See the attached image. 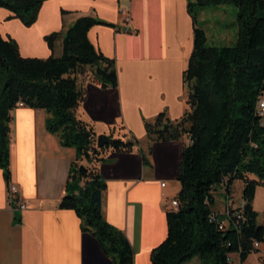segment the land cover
Returning a JSON list of instances; mask_svg holds the SVG:
<instances>
[{"label": "trees", "instance_id": "trees-1", "mask_svg": "<svg viewBox=\"0 0 264 264\" xmlns=\"http://www.w3.org/2000/svg\"><path fill=\"white\" fill-rule=\"evenodd\" d=\"M46 1L0 0V8L31 27ZM212 6L236 8L233 46H208L198 14ZM188 12L195 26L194 49L183 74L189 110L176 122L162 113L145 123L152 143L190 139L178 173L181 189L175 199L180 207L166 212L168 236L153 251L151 264H186L196 257L201 264H235L233 254L244 262L258 251L256 244L264 242V226L253 206L256 189L264 187V0H194L188 3ZM96 26L114 27L96 17H81L65 34L62 56L46 60L22 57L18 44L0 34V169L9 183L11 112L19 103L45 110L48 132L77 152L59 209L74 211L82 232L94 237L114 264H133L127 237L104 217L107 184L97 166L107 153H131L140 143L134 136L110 134L99 148L93 128L77 117L87 82L102 88L118 86L115 61L89 39ZM56 37L45 39L51 50ZM143 161L149 165L147 156ZM81 166L86 168L83 173ZM236 181L245 185L244 203L229 208L224 219L213 210L215 193L222 189L229 196Z\"/></svg>", "mask_w": 264, "mask_h": 264}, {"label": "crops", "instance_id": "crops-1", "mask_svg": "<svg viewBox=\"0 0 264 264\" xmlns=\"http://www.w3.org/2000/svg\"><path fill=\"white\" fill-rule=\"evenodd\" d=\"M193 1L47 0L31 27L0 8V34L14 40L24 58L61 57L65 34L81 17H96L114 26H96L88 36L104 56L115 61L118 86L102 88L87 82L77 117L97 137L134 136L140 143L131 153H107L97 166L107 184L104 217L127 237L133 264H151L153 251L168 236L166 212L181 189L178 173L189 137L152 143L145 123L162 113L176 122L189 110L183 74L194 49L195 26L188 12ZM233 33H224L222 39L233 42L237 32ZM52 34L57 35L53 50L45 40ZM48 117L45 110L28 107L11 112L9 183L0 169V264H114L98 241L82 232L75 212L59 209L77 152L63 147L48 132ZM10 183L27 201L26 211L14 212ZM244 187L236 181L229 196L222 189L216 191V201L217 196L223 197L215 210L220 217L225 219L229 208L243 205ZM253 206L258 223L264 226V187L256 189ZM231 259L235 264H264V242L246 261L241 262L239 254ZM186 264H201V260L196 257Z\"/></svg>", "mask_w": 264, "mask_h": 264}, {"label": "rangeland", "instance_id": "rangeland-1", "mask_svg": "<svg viewBox=\"0 0 264 264\" xmlns=\"http://www.w3.org/2000/svg\"><path fill=\"white\" fill-rule=\"evenodd\" d=\"M199 24L207 31L208 46L210 47H229L233 46L237 39L236 8L233 6H212L207 7L198 14ZM236 34L235 40L231 42L223 40V34ZM233 33V35H234ZM88 164V160L84 161ZM223 197L217 196L216 205L213 210L222 204Z\"/></svg>", "mask_w": 264, "mask_h": 264}, {"label": "built area", "instance_id": "built-area-1", "mask_svg": "<svg viewBox=\"0 0 264 264\" xmlns=\"http://www.w3.org/2000/svg\"><path fill=\"white\" fill-rule=\"evenodd\" d=\"M17 107H24L22 103H19ZM261 108L264 110V103H261ZM165 187V184L162 185ZM9 203L12 206L14 212H24L28 209V203L26 200L22 199L20 196V190L16 185L9 184ZM170 207L173 210H178L180 207L179 202L174 199L170 202ZM256 247L259 248L260 245L256 244Z\"/></svg>", "mask_w": 264, "mask_h": 264}, {"label": "water", "instance_id": "water-1", "mask_svg": "<svg viewBox=\"0 0 264 264\" xmlns=\"http://www.w3.org/2000/svg\"><path fill=\"white\" fill-rule=\"evenodd\" d=\"M108 139L109 138L106 135H100V136H98V138H97V147H99V148L104 147L107 144ZM86 158L89 159L90 158V155L87 154L86 155ZM85 171H86L85 166H81L80 167V172L83 173Z\"/></svg>", "mask_w": 264, "mask_h": 264}]
</instances>
